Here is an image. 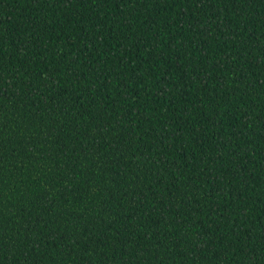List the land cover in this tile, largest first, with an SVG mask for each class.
Segmentation results:
<instances>
[{"label":"trees","instance_id":"16d2710c","mask_svg":"<svg viewBox=\"0 0 264 264\" xmlns=\"http://www.w3.org/2000/svg\"><path fill=\"white\" fill-rule=\"evenodd\" d=\"M0 264H264V0H0Z\"/></svg>","mask_w":264,"mask_h":264}]
</instances>
